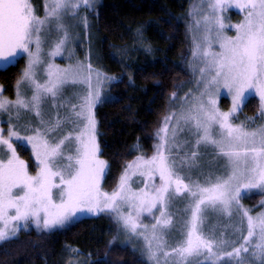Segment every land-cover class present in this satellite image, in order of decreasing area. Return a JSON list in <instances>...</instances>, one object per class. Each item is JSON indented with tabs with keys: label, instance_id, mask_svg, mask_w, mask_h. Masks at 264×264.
<instances>
[{
	"label": "snow or ice",
	"instance_id": "1",
	"mask_svg": "<svg viewBox=\"0 0 264 264\" xmlns=\"http://www.w3.org/2000/svg\"><path fill=\"white\" fill-rule=\"evenodd\" d=\"M93 4L44 0L40 16L31 0H0V62L14 65L21 56L27 61L15 84V99L0 89V115L7 116L0 122V244L17 238L30 223L37 231L51 232L78 214L105 213L128 239L142 241L150 264H221L224 257L250 264L242 256L250 248L252 258L264 264V211L253 216L241 204L252 190L264 193V123L255 129L247 127L248 121L234 123L253 97L264 120V0H201L194 6L189 67L199 73L196 93L165 115L153 154L126 162L111 192L102 188L110 165L101 159L95 109L106 102L101 85L114 78L94 70L88 57L87 63L67 67L55 62L71 39L67 21ZM233 8L243 18L227 26L235 32L229 36L223 14ZM82 19L87 27V17ZM77 85L84 87L77 91ZM70 87L72 95L65 96ZM222 91L231 99L228 111L218 106ZM172 96L175 101L176 93ZM45 104L51 116H45ZM185 131L194 142L180 141ZM189 143L191 148L181 154ZM209 147L224 159L225 172L215 180L209 172L204 183L192 180L201 149ZM26 148L34 157L35 174L19 155L18 149ZM209 211L229 218L234 211L239 214L234 226L239 246L223 232L219 238L214 229L204 232ZM144 214L152 222L144 223Z\"/></svg>",
	"mask_w": 264,
	"mask_h": 264
},
{
	"label": "trees",
	"instance_id": "2",
	"mask_svg": "<svg viewBox=\"0 0 264 264\" xmlns=\"http://www.w3.org/2000/svg\"><path fill=\"white\" fill-rule=\"evenodd\" d=\"M192 0H101L91 22L99 41L93 64L112 83L113 99L96 108L101 158L110 165L104 188L112 191L122 168L136 156H151L155 133L167 115L170 98L188 79L187 15ZM42 16V0H33ZM25 59L0 70L4 94L13 97ZM258 100L251 98L243 109L252 116ZM138 146V149H137ZM20 153L35 171L30 152ZM117 224L107 214L82 218L51 232L27 231L0 244V264H148L140 254L113 242ZM75 255V256H76Z\"/></svg>",
	"mask_w": 264,
	"mask_h": 264
},
{
	"label": "rangeland",
	"instance_id": "3",
	"mask_svg": "<svg viewBox=\"0 0 264 264\" xmlns=\"http://www.w3.org/2000/svg\"><path fill=\"white\" fill-rule=\"evenodd\" d=\"M31 2L33 4V0H31ZM100 2H101V0H94L93 6L91 8H89L87 11H85L83 9V7H81V9L79 10V13H78L79 18L78 19H69L67 21V23L69 25L68 30L71 34V39L68 42V44L66 45L63 55L56 57L55 62L57 64H59L61 67H67L69 63L75 64L77 61H82V62L87 63L88 60H86V57H88L94 70L100 71L106 77L114 78L113 81H106L101 85L102 100L109 101V100L113 99L112 95L110 94L111 85H112V83L116 82L118 80V78L115 76H108L107 74H105L103 71H101L99 68H97L93 64V62L94 61L96 62V60L98 59L99 54H98L97 47H98L99 41L97 38L98 36L95 32V29L93 28V24L91 22L90 17L92 16L91 12L96 9V7L100 4ZM200 3H201V0H192L188 15H187V19H188V25H187L188 48L187 49H188V51H187V56H186V59L184 61L185 62L184 64H185V68H186L189 76H188V79L186 81H184L183 83H181L178 86V88L175 92L176 93L175 101H173V96H171L167 114L169 112L178 111L179 106L181 103H183L184 98L189 97L191 94L196 93V90H197V81L199 80V73L196 72L194 74L193 69L189 67V62L192 61L191 53H192V47H193L192 33L189 32V25L194 23L193 16L190 15V13H193L194 12V6L199 5ZM34 8L38 14V11H37L35 5H34ZM42 10H43V13H42V16H43V14H44V0H42ZM195 15L200 16L201 13L195 12ZM223 15L225 18L224 23L226 25V28H225L226 34L229 36H234L235 35L234 29L227 27V26L228 25H235V24L239 23L243 18V14L240 13L239 10L233 8V9H229L228 11H226ZM83 17H87V27H85V24L83 23V19H82ZM216 47L218 48V46H216ZM22 57L23 56L19 57L18 59H20ZM24 59H25V65H26V63H27L26 58H24ZM8 66H10V65H6L5 63L0 62V70L5 69ZM93 82H95V80ZM83 87H84L83 85H77V86H75V89L77 91H79ZM0 89L3 90V95L6 98H8L9 100L15 99V90H14L13 97H8L4 94L3 86L0 85ZM72 91H73V89L71 87L69 89H67L65 92V96H71ZM254 98H256L258 100V97H254ZM218 106L220 107L221 111H228L231 107V99H230V97H227L223 91H222V94L219 98ZM52 113H53V110L47 104H45L44 105L45 116L46 117L51 116ZM95 113H96V109H95ZM32 119H33V122H35L34 116L32 117ZM6 120H7L6 115H0V122L6 121ZM242 121H248L247 127L249 129H255L261 123H264V120H261L258 111L256 112V114H254L252 116L244 114L243 110L241 112L237 113L236 117L234 118V123L239 124ZM162 126H163V120L161 121L159 128ZM3 127H4V130L6 132L7 131V124L6 123L3 124ZM20 131L23 133L24 129L21 128ZM186 138L188 140L194 142V138L191 137L189 135V133H187V131L179 133V139L181 142ZM156 143H158V139H157L156 133H155L154 144H156ZM190 148H191V143H189L188 145H185V147L181 149V154H183L185 149H190ZM26 149L31 154L30 148H26ZM18 152H19L20 157L27 162V160L20 153L19 149H18ZM146 157H150V156H146ZM32 158L34 160V157H32ZM198 160H199V167L194 168L192 170V173H191V179L192 180H199L201 183H204L209 172H211L213 174L211 177L213 180H215L216 175H221L225 172V166H224L225 161H224V159L223 158H217L214 154V150L211 149L210 147L207 150H205L203 148L201 149V155L199 156ZM29 166H30V164H29ZM30 171L32 172V174H35V171H32L31 167H30ZM134 179H136V178H134ZM185 180L187 182V180H188L187 175H185ZM104 183H105V181L102 183L103 190L107 191V192H111V191H108L104 188ZM139 186H141V185H134V187H139ZM261 201H264V193L258 192L257 190H252L248 195L244 196L241 199V204L243 205L244 209L249 210L251 215L256 216L261 211H264V206L261 205ZM177 206L182 209L184 206L183 201L178 200ZM173 212H175V207L173 208ZM102 214H105V213H102ZM107 215L113 219V217L111 215H109V214H107ZM91 216H94V215H79L78 214V217L73 222L80 220L82 218L91 217ZM206 216H207V219L205 220L204 225H203V230L206 234H210L212 232V230L214 229L216 237L219 238L221 232H223L224 238L229 239V240H236L237 246H239V243L242 242L238 239L240 234L234 232V226L239 225V220H240L239 214H237L234 211L233 216L231 218H229L226 215H223V214L216 215V214H213L209 211L206 213ZM174 219L178 220L179 217L178 216L174 217ZM142 220L146 224L152 222L151 217H149L147 214H144V216L142 217ZM73 222H71V223H73ZM27 231L44 232L43 230L37 231L35 226L30 223L28 229L27 230L22 229L19 232V235L21 233L27 232ZM243 234L247 235L246 221H245ZM19 235H18V237H19ZM169 239H171V238L169 237ZM113 242H116L122 246L128 247L131 250L137 252L138 254H140L142 256V258L148 264H150L146 255L143 254L142 241L137 239V238L128 239L124 235L123 231H118V226L116 228V232H115V235L113 237ZM228 250L231 251V247H229ZM251 252H252V249L250 248L249 252L248 253H242V256L244 258H246L250 262V264H258V261L254 260L252 258ZM69 254H70V257H69L70 262H72L73 264H78V261L80 260V258L78 257V255H76V252L70 251ZM221 264H236V261L235 260H229V258L224 257L223 260L221 261Z\"/></svg>",
	"mask_w": 264,
	"mask_h": 264
}]
</instances>
